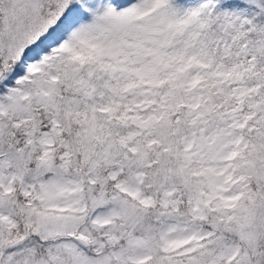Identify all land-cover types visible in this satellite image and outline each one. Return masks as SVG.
Returning a JSON list of instances; mask_svg holds the SVG:
<instances>
[{"label": "snow or ice", "instance_id": "6c2138e0", "mask_svg": "<svg viewBox=\"0 0 264 264\" xmlns=\"http://www.w3.org/2000/svg\"><path fill=\"white\" fill-rule=\"evenodd\" d=\"M0 264H264V0H0Z\"/></svg>", "mask_w": 264, "mask_h": 264}]
</instances>
